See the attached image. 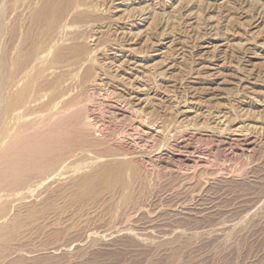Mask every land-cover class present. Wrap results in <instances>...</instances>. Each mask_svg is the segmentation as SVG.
Wrapping results in <instances>:
<instances>
[{"label": "rangeland", "instance_id": "rangeland-1", "mask_svg": "<svg viewBox=\"0 0 264 264\" xmlns=\"http://www.w3.org/2000/svg\"><path fill=\"white\" fill-rule=\"evenodd\" d=\"M120 1L100 0V39L141 61L135 80L107 71L110 86L86 87L79 108L20 134L2 160L23 161V146L93 119L100 149L143 177L135 201L119 209L107 192L78 198L80 155L46 182L0 181V264H264V0H129L115 12ZM13 3L0 0V10L25 19L28 6ZM109 16L121 23L118 37ZM119 82L146 89L137 113L117 114ZM236 128L248 141L229 139Z\"/></svg>", "mask_w": 264, "mask_h": 264}, {"label": "bare ground", "instance_id": "bare-ground-1", "mask_svg": "<svg viewBox=\"0 0 264 264\" xmlns=\"http://www.w3.org/2000/svg\"><path fill=\"white\" fill-rule=\"evenodd\" d=\"M127 1L121 0L115 12L124 11ZM13 4L15 7L27 5L29 13L25 19L16 15L9 22L6 12L0 10V181L15 184L20 177L33 176L46 182L75 166L78 161L70 159L80 155L79 173L71 180L78 190V198L107 192L118 197L119 209L131 205L135 201V185L143 177L131 162L112 159L114 154L110 148L100 149L102 144L93 137L99 131L93 119L76 123V130L66 131L49 142L45 139L34 147L23 146L29 151L24 152L27 158L23 161L21 158L2 160L9 153L11 141L20 134L81 104L78 99L86 87L101 91L108 86L107 71L122 72L132 78L136 67L141 65L115 39L101 41L107 18L100 9V0H14ZM116 17L109 16V22L114 36L118 37L122 26ZM3 37L8 41L4 46ZM127 85L119 82L114 86L121 94L118 92L120 96L115 97L113 105L123 117L131 115L128 109L135 111V102H143L142 95H148L142 85L132 89ZM120 98L129 108L121 106ZM137 123L144 135L159 137V130L140 120ZM243 133L244 129L236 128L229 139L246 142L249 137ZM259 133L264 137V129ZM248 144L251 146L252 142ZM97 149L101 151L94 152ZM90 153L95 156L90 158ZM24 165L29 169L21 176L17 169Z\"/></svg>", "mask_w": 264, "mask_h": 264}]
</instances>
